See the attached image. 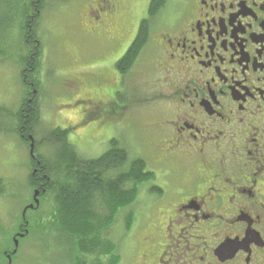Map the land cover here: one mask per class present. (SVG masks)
<instances>
[{"label": "flooded vegetation", "instance_id": "1", "mask_svg": "<svg viewBox=\"0 0 264 264\" xmlns=\"http://www.w3.org/2000/svg\"><path fill=\"white\" fill-rule=\"evenodd\" d=\"M155 1L134 6L130 31L124 10L135 0H96L83 33L105 51H124L109 80L113 99L85 101L87 120L119 101L112 122L126 129L124 88L147 51L145 67L155 74L159 112L148 130L159 135L147 137L150 156L139 158L153 174L140 191L158 207L143 229L139 264H264V0ZM144 24L149 40L123 74L117 64ZM84 87L75 79L73 95ZM115 141L128 150L112 138L102 155ZM17 228L16 236L29 232Z\"/></svg>", "mask_w": 264, "mask_h": 264}, {"label": "rangeland", "instance_id": "2", "mask_svg": "<svg viewBox=\"0 0 264 264\" xmlns=\"http://www.w3.org/2000/svg\"><path fill=\"white\" fill-rule=\"evenodd\" d=\"M23 2V0L9 2L13 11L10 17L6 15L5 23L0 27V264H11L6 260L5 252L14 248L17 227L22 224L25 209L33 199L35 200L33 191L28 186L29 150L15 134V117H12L17 113L24 93L18 60L26 51L21 41L20 20L16 17L18 15L16 10H20ZM95 2L96 0H54L49 2L42 15L39 33L44 47L40 76L43 97L42 121L38 132L46 133V130L55 128L69 130L70 144L80 155L90 159L101 156L112 138L124 141L132 157L149 158L151 151H146L144 156L143 149L147 137L159 135L153 129L148 130V125L158 118L156 114L159 110L156 104L160 101H155V74L150 68L145 67L148 51L127 77L128 86L124 88V95H129L124 101L128 107L124 120L127 124L126 129L117 127L112 122L116 114L122 113L123 105L119 101L114 111L105 109L96 119L87 120L86 113L90 107L85 101L93 100L101 105L113 99L114 95L110 88L112 72L115 73L113 64L124 53L105 51L97 41L83 35L89 29L88 14ZM144 3L145 0H135L132 5L130 3L133 7L124 10L123 22L128 24L130 31L135 21L134 6L140 7ZM1 4L0 12L5 8L4 4ZM102 62H105V68L99 67ZM75 79L85 82L83 91L77 96H74L71 90ZM99 79L106 81L101 83L104 81ZM38 137L40 140L41 135ZM54 151L55 149L49 145L38 148L39 153L49 157H52ZM149 166L153 167L152 164ZM157 182L165 183L161 176ZM39 195L36 196V200ZM146 197L147 192L142 189L132 207L131 211H134L135 218L129 230L130 235L123 228L125 224L121 223L126 213H121L113 225L111 236L118 245L117 253L121 257V264H139L141 261L142 247L139 241L142 239L143 229L153 218L152 212L158 207ZM40 204L38 211H30L26 215L33 227L28 238L18 245L19 251L12 264L67 262L68 248L57 243L52 228L54 202L50 198L41 200ZM36 220L39 223L35 228ZM63 243L65 244V240H62Z\"/></svg>", "mask_w": 264, "mask_h": 264}, {"label": "trees", "instance_id": "3", "mask_svg": "<svg viewBox=\"0 0 264 264\" xmlns=\"http://www.w3.org/2000/svg\"><path fill=\"white\" fill-rule=\"evenodd\" d=\"M23 1L20 10L16 8V17L20 20L21 41L26 51L18 60L24 93L17 113L12 117H15L14 132L29 151V138L34 139L35 159L30 156L28 186L33 195L39 192L40 202L52 198L55 205L52 228L57 243L68 248L67 264H121L118 245L111 236L113 225L121 213L130 210L124 220L126 229H131L135 218L132 207L137 202L140 188L153 178V174L148 172L144 159L132 157L130 151L119 147L116 141L100 158L90 159L80 155L70 144L69 130L55 128L46 130V133L38 132L42 121L40 76L44 54L39 28L47 5L54 0ZM9 2L11 0H0V5L5 6L0 12V27L13 11ZM160 3L162 0H156L155 6ZM148 40L144 24L132 48L117 64L121 73H128L133 68ZM38 135H41L40 140ZM44 145L55 149L52 157L38 152V148ZM40 207L41 204L35 206L33 211ZM35 222L36 228L39 222ZM21 223L30 234L32 223L27 217ZM8 254L13 261L18 252L13 255L9 250Z\"/></svg>", "mask_w": 264, "mask_h": 264}, {"label": "water", "instance_id": "4", "mask_svg": "<svg viewBox=\"0 0 264 264\" xmlns=\"http://www.w3.org/2000/svg\"><path fill=\"white\" fill-rule=\"evenodd\" d=\"M29 140L31 141L30 155H31L32 159H35V155H34V149H35L34 139H33V137H30ZM38 194H39L38 192L35 193V206H36V207H39V201L36 200V196H38ZM34 208H35L34 205L29 206V207L25 210L24 215H25V213L27 212V210H33ZM21 237H24V236H21ZM18 245H19V243H18V241L15 239V248H16V250L13 252V254H16V253H17ZM9 258H11V257H9Z\"/></svg>", "mask_w": 264, "mask_h": 264}]
</instances>
